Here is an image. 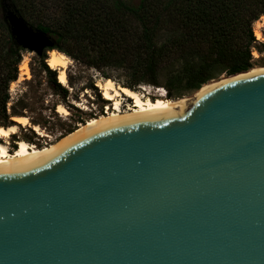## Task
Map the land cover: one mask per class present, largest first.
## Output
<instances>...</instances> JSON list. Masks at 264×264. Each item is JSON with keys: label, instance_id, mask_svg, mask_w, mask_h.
Segmentation results:
<instances>
[{"label": "water", "instance_id": "water-1", "mask_svg": "<svg viewBox=\"0 0 264 264\" xmlns=\"http://www.w3.org/2000/svg\"><path fill=\"white\" fill-rule=\"evenodd\" d=\"M0 264H264V67L0 162Z\"/></svg>", "mask_w": 264, "mask_h": 264}, {"label": "trees", "instance_id": "trees-1", "mask_svg": "<svg viewBox=\"0 0 264 264\" xmlns=\"http://www.w3.org/2000/svg\"><path fill=\"white\" fill-rule=\"evenodd\" d=\"M5 1H10L34 29L50 34L55 41L53 49L87 66L97 70L117 68L128 63L130 57L136 59L129 64L130 81L121 83L132 90L141 83L158 86L159 64L166 59L183 61L175 81L186 90H196L214 76L218 67L228 75L248 70L253 65L252 48L263 50L256 45L251 26L264 15V0H84L67 4L66 16L58 22L36 8L33 0ZM0 26L9 30L4 20L0 19ZM22 50L8 38V47L2 52L1 126L12 124L11 116L23 115L12 109L8 112L6 106L8 86L17 79ZM45 51L41 55L42 70L50 88L62 98L68 96V90L56 80V70L44 62ZM90 87L106 105L108 100L101 98L97 87L92 83ZM166 88V96L171 98V88Z\"/></svg>", "mask_w": 264, "mask_h": 264}, {"label": "rangeland", "instance_id": "rangeland-1", "mask_svg": "<svg viewBox=\"0 0 264 264\" xmlns=\"http://www.w3.org/2000/svg\"><path fill=\"white\" fill-rule=\"evenodd\" d=\"M82 1L84 0H33L36 8L41 10V12L51 21L56 22L61 21L62 18L66 16L67 4H80ZM7 3L11 5L10 1H7ZM1 13L0 0V19L3 21ZM254 27L260 28L262 39L258 40L253 31L252 35L256 41V45L263 47V50L261 52L256 51L254 56L251 54L253 65L248 70H251L254 67H264V15L260 16L252 24L251 29H254ZM8 38L13 40L9 30L5 31L0 26V71L4 68L2 52L8 47ZM130 46L134 48L132 44ZM20 54V61L17 65V79L13 81L14 83L11 82L13 83L12 89H10L11 83L8 86L10 99L6 104L7 110L10 112L12 109L17 113L25 115L28 118L29 123L32 124L31 122H35L39 128L45 132V135L40 136L30 126L16 124L19 127V130L15 134L11 135L7 139L0 138L1 142H4L5 140L7 141L9 150L16 147L15 140L18 138H25L24 140L38 147L56 144L76 131L79 128V124H82V122H80L82 118L86 121L91 118L89 117L90 115L92 117H96L100 114H105V110L108 108L111 109V103L110 101L106 102L107 105L103 106V103L99 100L97 92L90 87V84L92 83L96 86V81L105 79L102 74L110 76L109 79L114 81L116 84L121 85L123 82H128L130 81L131 72L129 64L132 63V61H136V59L130 57L131 60L123 66H117V68L102 67L101 70H97L94 67L87 66L68 56L71 59V64H69L65 69L67 82L65 85L61 84L68 90V96L62 98V96L56 94L50 88L45 73L42 70L43 65L41 55L43 53L38 56L33 51L23 49ZM129 54L131 55L132 53ZM45 56H47V52H45ZM23 63L27 66L29 73L27 78L24 73H20L19 65H22ZM182 66L183 61L174 58H171L170 60H163L159 64V71L157 75L158 86L164 87L165 90H167L166 87H170L172 93L171 99L186 98L197 91V89L186 90L184 89L182 83L175 81ZM228 76L229 75L222 70L221 67H218L215 70L214 76L202 84L200 88L205 84L218 81L221 78ZM142 85H148V83H141L140 85H137V91L144 97L148 96L142 91L140 87ZM97 89L101 96L98 87ZM150 95L151 96L148 97L153 99L156 96V93L151 90ZM130 103L131 99L124 96V94H121L119 96V111L122 112L126 110L127 105ZM57 104H62L67 109L68 113L66 115L57 113L55 110ZM106 106H108V108H106ZM73 127L75 128L71 133L67 132ZM26 138H30V141Z\"/></svg>", "mask_w": 264, "mask_h": 264}, {"label": "bare ground", "instance_id": "bare-ground-1", "mask_svg": "<svg viewBox=\"0 0 264 264\" xmlns=\"http://www.w3.org/2000/svg\"><path fill=\"white\" fill-rule=\"evenodd\" d=\"M260 32H261L260 28L254 27V33L258 40L262 39ZM45 52H47V56L45 58L46 64L51 69H54L57 71V76H56L57 81L60 84L65 85L67 82L65 69L68 67L69 64H71V59L66 54L56 49H48ZM254 68H257V67H254ZM19 69H20V73H24L26 78L29 76L27 66L25 65V63H23L22 65H19ZM247 71H250V70H245L243 72H247ZM13 83H11L10 89H12ZM96 86L100 90L101 97L104 100H108L107 102L110 101L111 109H109L108 106H106V108L108 109L105 110V114H100L96 117H91L87 119L84 123L79 124V128L76 131H74L72 134H70L69 136L73 135L74 133L80 131L81 129L87 127L88 125L92 124L93 122L99 119H103V118H107V117H111L115 115H120V114H124L128 112H133V111H138V110H143V109H148V108H153V107H159L166 103L179 100L175 98L171 99L167 97L166 95H164L163 93L156 95L153 99H151L148 96L144 97L137 90H132L126 86L115 84L109 78L103 79L101 81L100 80L96 81ZM121 94H124V96H127L128 98L131 99V103L127 105L126 110L122 112L119 111V107H118L119 106V96ZM55 110L57 113L63 114V115H66L68 113L67 109L62 104H57ZM10 119L14 123L9 124L7 126H0V138L7 139L11 135L15 134L19 130V127L16 124H20L22 126H30L40 136L45 135V132H43L37 124H30L28 118L25 115H14V116H11ZM15 144H16V147L12 150H9L7 146V141L6 140L4 142L0 141V162L13 159V158H17V157H22V156H26L30 154L43 152L47 150L48 148L55 145V144H50L47 146L38 147L32 143L27 142L26 140L22 138H18L17 140H15Z\"/></svg>", "mask_w": 264, "mask_h": 264}, {"label": "built area", "instance_id": "built-area-1", "mask_svg": "<svg viewBox=\"0 0 264 264\" xmlns=\"http://www.w3.org/2000/svg\"><path fill=\"white\" fill-rule=\"evenodd\" d=\"M253 33H254V29H252ZM255 34V33H254ZM256 37V36H255ZM256 42V41H255ZM256 53V50L254 48H252L251 50V54L254 56ZM142 91L146 93V95L151 96V90L154 91V93H156V95L163 93L164 95H166V90L164 89V87L162 86H154V85H142L140 86Z\"/></svg>", "mask_w": 264, "mask_h": 264}]
</instances>
